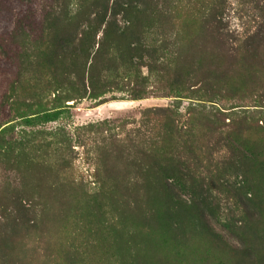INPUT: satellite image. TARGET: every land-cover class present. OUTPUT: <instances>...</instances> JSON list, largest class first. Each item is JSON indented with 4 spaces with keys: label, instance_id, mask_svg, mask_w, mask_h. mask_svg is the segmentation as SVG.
<instances>
[{
    "label": "rangeland",
    "instance_id": "1",
    "mask_svg": "<svg viewBox=\"0 0 264 264\" xmlns=\"http://www.w3.org/2000/svg\"><path fill=\"white\" fill-rule=\"evenodd\" d=\"M7 125L0 264H264V0H0Z\"/></svg>",
    "mask_w": 264,
    "mask_h": 264
},
{
    "label": "trees",
    "instance_id": "2",
    "mask_svg": "<svg viewBox=\"0 0 264 264\" xmlns=\"http://www.w3.org/2000/svg\"><path fill=\"white\" fill-rule=\"evenodd\" d=\"M143 97H137V98H134V100H138V99H141ZM168 113V111H166ZM149 113V111H146V112H143V115H147ZM166 113V114H167ZM58 114V111L57 112H45L43 114H40L34 118H38V117H42L46 120H50L52 119L53 117H55L56 115ZM166 118V126L167 125H173L175 123V121L173 122V120L171 119V117H168L165 116ZM29 121H31L30 119L32 118H28ZM177 123V122H176ZM177 125V124H176ZM9 125L5 126L1 131H0V160H2V158L6 157L8 154H10L12 152V149L14 148V145L16 144V140L14 138H7L6 135L4 133H2L3 131H6V130H9L10 132L13 131L12 129L8 128ZM16 147V146H15ZM14 197L16 198V201L18 202V204L20 206H22V208L25 210V211H29L28 207L23 206V203H22V198L20 196L19 193H15L14 192ZM165 196H166V199L170 202H173L174 200L178 199V200H181V197L179 196V194L173 190V189H170L169 187L165 186ZM22 204V205H21Z\"/></svg>",
    "mask_w": 264,
    "mask_h": 264
}]
</instances>
